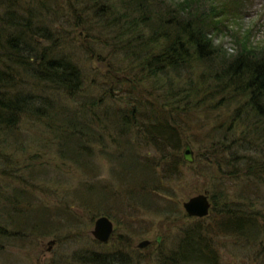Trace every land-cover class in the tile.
<instances>
[{"label":"rangeland","instance_id":"374dc122","mask_svg":"<svg viewBox=\"0 0 264 264\" xmlns=\"http://www.w3.org/2000/svg\"><path fill=\"white\" fill-rule=\"evenodd\" d=\"M26 1L43 20L51 19L54 39L45 40L46 45L78 68L79 93L71 97L13 62L17 54L6 41L10 32L1 33L0 96L29 97L25 110L15 112L20 118L14 128L0 130V264H161L175 250L183 228L197 221L185 213L183 202L203 193L210 201L204 219L220 263L264 264V138L258 137L253 146L243 144L251 146L249 155L262 163L247 171L243 165L231 167L223 146L216 152L211 144L214 135L207 136L215 117H224L229 124L242 100L237 97L217 109L207 104L187 109L186 114L180 111L178 117L174 114L173 122L182 124V147L167 151L165 157L133 126L127 137L115 141L113 116L129 109L136 96L157 102L167 113L165 90L152 88L149 78L143 79L145 70H139L143 50L134 42L129 48L119 44L114 34L118 29L110 32L103 21L96 22L98 13L85 4L83 11L72 15L67 0H49L54 10L41 15L39 1ZM19 2L25 5V0H0V18L15 22L17 17L9 14H21L26 8ZM63 14H69L71 24L60 17ZM76 22L82 26H72ZM229 28L249 46H264V0H244L242 15L230 20ZM215 41L227 54L237 49L230 34ZM197 74L196 69L192 77L197 88L210 89L208 74L200 79ZM160 78L159 83L164 76ZM36 105L43 107L39 113ZM238 131L240 126H235L231 141L238 140ZM186 144L192 162L183 158ZM137 156L139 162L134 161ZM174 158L178 162L168 176L163 172L165 161ZM94 183L107 186L100 189L106 192L94 193ZM228 209L250 219L243 234L216 229L215 223ZM103 215L113 223L106 243L91 234L96 218ZM143 240L149 244L138 248Z\"/></svg>","mask_w":264,"mask_h":264},{"label":"trees","instance_id":"16d2710c","mask_svg":"<svg viewBox=\"0 0 264 264\" xmlns=\"http://www.w3.org/2000/svg\"><path fill=\"white\" fill-rule=\"evenodd\" d=\"M36 1H39L37 6L41 15H51L50 10L55 7L48 5L49 0ZM82 4L94 15L98 13L96 22L103 21L110 32H113V27L118 29L114 34L119 44L129 48L128 45L134 42L139 50H143L144 56L138 63L139 70H145L143 79L148 77L152 88L162 87L165 90L167 113H163L157 102L145 101L140 95L136 96L129 109L119 110L113 116L115 141L127 137L133 126L142 140L145 139L165 157L167 151H179L182 147V132L179 129L182 124L173 122L174 114L178 117L181 116L180 111L188 112L190 108L195 111L207 104L209 108L217 109L238 97L242 100V106L235 109L229 124L224 117L216 116L212 124L214 129L207 136L214 135L211 144L215 146L213 150L216 152L223 146L227 156L225 160L231 167L243 165L247 171L262 167L259 159L249 154L252 152V142L258 137L264 138V46H249L229 28V21L242 15L244 0H67L66 6L72 15H76L78 11H83ZM103 4L108 9H104ZM19 5L21 8L26 7L21 14H9L17 17L15 22L12 23L10 17L0 18V45L1 33L9 31L6 41L17 54L13 62L71 97L72 94H78V68L70 58L54 55L46 45L45 40L54 39L52 32L55 29L52 31V25L49 24L51 19H44L45 22L39 16V10L26 0L25 5L21 6L20 2ZM60 17H67L65 22L71 24L69 14ZM75 25L82 26L78 22L72 24ZM225 34H230L237 45L233 53L227 54L222 44L215 41L219 35ZM196 69L197 79L202 78L205 72L208 74L210 89L197 88L192 77ZM170 73L174 74L170 76ZM161 75L164 80L159 83ZM226 85L231 88L225 89ZM28 97L22 93L13 97L7 94L0 96V130L11 131L14 128L20 118L15 112L25 110ZM39 108L43 107L36 105L34 110L39 113ZM232 121H235L233 125L230 124ZM235 126H240L238 140L231 141ZM244 143L251 146L247 147ZM78 148H85V145L79 144ZM231 148L237 151H231ZM115 156L121 157L122 154ZM135 158L134 161L139 162L138 156ZM177 162L175 158L174 162L165 161L167 167L163 168L164 174L172 176ZM17 179L19 183L22 181L20 177ZM142 182L145 184L144 180ZM101 187L107 186L96 187L95 184L92 187L94 193L104 194L106 191L100 190ZM206 217L197 218L195 224L183 228L175 250L165 255L161 264H221L212 242L210 227L205 223ZM249 220L228 209L224 218L215 224H218L216 229L222 233L240 235L250 225Z\"/></svg>","mask_w":264,"mask_h":264},{"label":"water","instance_id":"95a60500","mask_svg":"<svg viewBox=\"0 0 264 264\" xmlns=\"http://www.w3.org/2000/svg\"><path fill=\"white\" fill-rule=\"evenodd\" d=\"M184 160L192 162L191 148L189 144L185 145L183 153ZM185 213L189 217L203 218L206 217L210 209V201L206 193L197 194L190 197L182 204ZM113 233V223L107 216H99L94 222V228L91 231L92 236L100 243H106ZM51 244V242H50ZM149 241L143 240L137 246L138 248H145Z\"/></svg>","mask_w":264,"mask_h":264}]
</instances>
